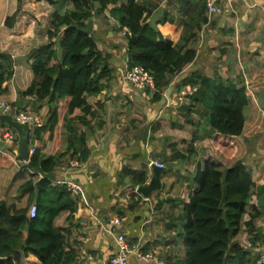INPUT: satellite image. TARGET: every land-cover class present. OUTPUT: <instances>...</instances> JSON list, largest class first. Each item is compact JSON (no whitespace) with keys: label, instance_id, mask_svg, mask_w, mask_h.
I'll return each mask as SVG.
<instances>
[{"label":"trees","instance_id":"1","mask_svg":"<svg viewBox=\"0 0 264 264\" xmlns=\"http://www.w3.org/2000/svg\"><path fill=\"white\" fill-rule=\"evenodd\" d=\"M46 1L55 5L54 0ZM70 1V9L54 7L46 43L26 55L31 60L32 80L25 90L17 92L12 103L25 110L29 106L23 102L31 98L34 110L46 113V120L43 126L34 127L30 135L32 141L42 144L35 147L16 174L25 170L33 173L17 188L18 197L28 193L26 205L18 207L15 202L0 201V264H20L28 255L36 257L39 264H73L77 259V245L70 243L67 227L58 223L65 214L64 222L71 220L77 198L66 185L58 183L56 167L66 157L76 156L78 162H84L89 153L83 135L76 141L68 139L66 149L58 152L59 132L66 119L89 125L85 122L87 117L96 115L89 99L103 89L113 74L110 55L99 50L94 33L84 32L87 21H107L108 13L115 20V32L128 30V65L142 66L153 75L157 89L152 94L154 101L194 61L196 53L189 43L206 22L207 0H178L185 18L178 41L172 43L163 38L157 23L148 21L149 10L140 1ZM16 2L17 9L4 21L7 28L14 26L21 11L22 0ZM12 77L13 61L5 54L0 58V98L6 94ZM186 86H196L197 90L188 105L182 103L185 121L191 123L187 115L192 103L199 102L209 110L204 122L210 132L207 149L211 157L197 170L189 202L183 206L186 222L177 235L183 254L177 264H257L260 252L253 249L264 244V228L257 225L264 218V182L258 184L243 162L244 141L264 136V108L254 109L252 119L245 120L243 108L248 98L244 87H225L218 78L199 74L183 79L177 90ZM250 87L264 89V68L253 77ZM195 139L194 136L191 142ZM259 149H264V144ZM185 158L174 152L168 160ZM257 166L264 177V165ZM146 179L144 171L133 173L131 189L143 185ZM253 198L257 203L252 202ZM130 200L139 203L135 194ZM32 204L36 205V213L29 217Z\"/></svg>","mask_w":264,"mask_h":264},{"label":"crops","instance_id":"2","mask_svg":"<svg viewBox=\"0 0 264 264\" xmlns=\"http://www.w3.org/2000/svg\"><path fill=\"white\" fill-rule=\"evenodd\" d=\"M7 1V15L13 14L17 2ZM137 1L147 6V19L157 23L163 38L176 43L185 18L180 12V2ZM105 14L114 25L111 21L114 18ZM92 20V33L96 35L99 50L110 55L109 66L113 74L103 89L89 99L96 111L95 117H87L85 122L89 125L72 119L61 122L58 152L66 149L68 139L76 141L83 135L89 154L75 167H71L70 162L76 156L62 159L56 167L58 179L72 180L84 192V198L77 199L71 220L65 223V214L58 223L67 227L70 243L77 245V259L73 264H108L116 248L113 237L107 235L103 227L114 218L121 220L118 233L124 235L129 246L165 261L160 251L182 245L177 235L186 222L183 206L189 202V190L195 184L197 170L203 168L210 156L206 149L210 132L204 122L209 110L199 102L192 103L187 115L191 123H187L185 110L178 101L177 86L192 74L218 78L222 86L246 89L245 120L252 119L253 106L264 108V89L250 87L253 77L264 68V0H218L216 12L212 15L206 13V22L189 43L196 53L194 61L171 80L156 101L152 100V94L145 99L123 79V66L127 60L125 38L120 32L102 25L101 18ZM13 27L2 26L0 29V42L5 41L8 45L2 49L4 52H0L8 54L13 61V77L2 96L10 103L15 102L18 91L25 90L31 83V60L26 55L47 39L45 31L40 44L26 48L23 42L28 39L26 34L16 32ZM18 41L23 44L19 45ZM17 46L23 47L18 49ZM168 91L170 94L166 96ZM32 101L28 99L23 103L30 106ZM194 136L196 139L191 142ZM30 144L38 147L42 141L30 139ZM174 152L186 158L169 161L168 157ZM151 162L162 164L166 171L161 176V190L152 192L145 199L136 192L137 186L132 193L131 183L133 173L140 171H144L145 183L148 182ZM21 165L18 158L11 163L0 159V201H5L4 187L8 184L19 181V186L33 177L25 170L12 179V170L15 168V173L20 171ZM133 194L139 203L130 200ZM27 198L28 193H25L17 197L15 204L23 207ZM252 202L257 203L255 198ZM261 220L257 225L264 228V218ZM178 262L180 260L173 264ZM20 264H39V261L28 255ZM129 264L143 263L130 256Z\"/></svg>","mask_w":264,"mask_h":264},{"label":"built area","instance_id":"3","mask_svg":"<svg viewBox=\"0 0 264 264\" xmlns=\"http://www.w3.org/2000/svg\"><path fill=\"white\" fill-rule=\"evenodd\" d=\"M218 0H207V14L212 15L216 12V4ZM114 23L115 20L113 19ZM121 36L125 38V36L130 34L126 28L121 30ZM126 42V40H125ZM123 79L129 82L132 87L138 90L141 96L148 97L153 94L157 89L155 86L153 75L145 70L142 66L139 65H128L126 60L123 66ZM197 88L194 87H184L178 92V99L179 102L188 103L190 102V96L195 93ZM31 99V98H29ZM189 104V103H188ZM8 114L12 119L28 124L30 127V131L32 132L33 127H40L41 122L39 118L25 110H19L14 107L10 102L7 100L0 98V115ZM30 132V135H31ZM17 139L16 132L10 128L9 126L3 125L0 127V140L2 144L10 146L15 142ZM1 146V143H0ZM35 147L29 144V157L34 152ZM15 150V149H14ZM13 150V152H14ZM0 154H4L3 150L0 148ZM21 164H25L28 161L20 160ZM154 163V162H151ZM150 163V164H151ZM79 164L76 159H73L70 162L71 167H75ZM159 167H163L160 163H155ZM32 173V172H30ZM33 174V173H32ZM40 175V174H39ZM58 183L66 185V187L70 190V192L79 200L84 198V192L82 187L69 179H58ZM36 213V205L32 204L29 208V217H34ZM121 225V220L119 218H114L110 221L107 226H104V232L113 237L114 246L116 248L115 255L109 260L108 264H129V257L134 256L138 262L143 264H166L165 261L161 258L156 257L152 253H143L139 249L131 247L125 240V237L122 233H118V228ZM255 251L260 252V255L257 258V264H264V251L259 248H255Z\"/></svg>","mask_w":264,"mask_h":264},{"label":"rangeland","instance_id":"4","mask_svg":"<svg viewBox=\"0 0 264 264\" xmlns=\"http://www.w3.org/2000/svg\"><path fill=\"white\" fill-rule=\"evenodd\" d=\"M54 1H55V5L48 3L46 0H23L22 1L21 8L23 7V9H22V11H20V13H18L16 15L13 28L17 30L16 32H22V33L26 34L28 39L23 41L26 48H31V46H36L42 42V40L44 39L45 31H47L48 26H49V22L51 21V13H52L54 7L57 6L58 9L61 8L62 10L63 9H70V7H71L69 0H54ZM14 2H15V0H14ZM7 6H8L7 0H0V9H1L0 15H3L1 17L2 19L0 20V25H1L0 29L2 28V26H5L4 21L7 18V16H11V14H12V12H11L9 15H7ZM106 20L107 21L110 20L109 17L106 16ZM101 21H102V25L108 26L111 29L114 26L111 22H109V21L107 22L104 19H102ZM111 21H113V19ZM94 37L96 38L95 34H94ZM117 39H118V37H117ZM18 42H19V45L23 44V42H21V41H18ZM7 46H8L7 42H5V41L0 42V51L4 52V51H2V49L7 48ZM19 47H23V46H17L18 49H19ZM1 98H3V97H1ZM144 98L147 99V98H149V96L147 98L146 97H144ZM178 101H179V99H178ZM188 103H190V102H188ZM188 103H187V105H188ZM254 109L262 110L261 107H258V106L254 107L253 106V110H252L253 114H254ZM25 111H29V112L35 114L39 118V120L41 122V126L44 125L45 120H46V113L42 114L40 112H36L34 110V106L32 104L27 109H25ZM263 139H264V136L262 135V136H260V138L249 139L248 141H246V140L244 141L245 148H246V155H245V159H244L243 163L246 166V168L248 169V171L251 173L252 177L256 178L258 184H262L264 182V177L262 175V172L257 169L258 168L257 163H259L260 165H264V149H259V146H261V143L264 144ZM0 143H1L0 148L4 152V154H0V159H4V160L6 159L10 163L15 162L17 158L15 157L16 155L14 154L13 150L16 148V143H13L11 145V147L2 144L1 140H0ZM207 146H208V143H207ZM206 149H207V147H206ZM208 154L210 155L209 157H211L209 150H208ZM16 164H18V163H16ZM13 170H16V169L14 168ZM13 170H12V172H13L14 176L12 177V179H14L15 174H17V172H18L17 171L15 173ZM12 179L10 178V181H12ZM18 182L19 181H16V182H14V184H8L7 187H4L5 201L12 203V202H15L17 200L18 193L16 192V189L18 186ZM8 187H9V189H8ZM2 192H3V190H2ZM257 222H259V220ZM261 222H262V220H261ZM257 248L262 249L264 251V244H260V246ZM253 251L255 252V249H253ZM160 253H161V256L165 259V261L170 258L169 260H167L168 264H173L174 261L181 260V256L183 254V249L180 246L176 245L174 249H167L166 251L162 250V251H160ZM168 254H170V256Z\"/></svg>","mask_w":264,"mask_h":264},{"label":"water","instance_id":"5","mask_svg":"<svg viewBox=\"0 0 264 264\" xmlns=\"http://www.w3.org/2000/svg\"><path fill=\"white\" fill-rule=\"evenodd\" d=\"M93 30V20L87 21V27L84 29V32L87 34L92 33ZM4 56L0 52V58ZM170 91L167 92L166 96H169ZM0 124L6 125L12 128L17 134L16 148L14 154L23 161L29 160V144H30V127L28 124L18 122L12 119L8 114L0 115ZM151 176L147 183L137 186L136 192L143 196V198L148 199L149 195L152 192L161 190L162 182L161 176L166 171V167H159L155 163H151L150 166ZM226 174H224L225 177Z\"/></svg>","mask_w":264,"mask_h":264},{"label":"clouds","instance_id":"6","mask_svg":"<svg viewBox=\"0 0 264 264\" xmlns=\"http://www.w3.org/2000/svg\"><path fill=\"white\" fill-rule=\"evenodd\" d=\"M6 100V99H5ZM12 104V103H11ZM33 129V128H32ZM17 157V156H16ZM19 159V158H18ZM20 160V159H19Z\"/></svg>","mask_w":264,"mask_h":264}]
</instances>
